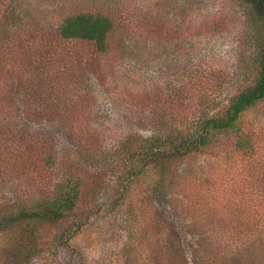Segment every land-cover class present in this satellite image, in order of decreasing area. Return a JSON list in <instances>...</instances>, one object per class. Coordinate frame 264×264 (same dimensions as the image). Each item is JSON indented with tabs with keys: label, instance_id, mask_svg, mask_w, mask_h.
I'll list each match as a JSON object with an SVG mask.
<instances>
[{
	"label": "rangeland",
	"instance_id": "1",
	"mask_svg": "<svg viewBox=\"0 0 264 264\" xmlns=\"http://www.w3.org/2000/svg\"><path fill=\"white\" fill-rule=\"evenodd\" d=\"M80 12L115 18L113 54L60 42V20ZM246 32L240 0H0V40L19 45L15 57L31 58L19 73L18 64L8 67L0 82V110L9 111L1 122L9 135L0 156V203L54 198L64 160L77 157V137L90 159L74 160L94 176L80 232L65 244L58 240L63 227L51 228L48 247L25 264H158V244L172 229L193 242L192 222L209 228L215 216L249 206L264 169L234 151L233 135L220 136L225 153L189 157L170 191L155 187L153 176L128 183L124 173L133 165L122 153L129 136H152L151 117L191 109L201 117L226 100L248 54ZM203 94L215 101L195 108ZM242 124L263 132V161L264 101ZM45 151L54 152L57 166L42 164Z\"/></svg>",
	"mask_w": 264,
	"mask_h": 264
},
{
	"label": "trees",
	"instance_id": "2",
	"mask_svg": "<svg viewBox=\"0 0 264 264\" xmlns=\"http://www.w3.org/2000/svg\"><path fill=\"white\" fill-rule=\"evenodd\" d=\"M240 2L250 45L233 93L201 117H196L197 109L185 114L172 112L159 118L151 117L147 126L153 131L152 136H129L130 148L122 150L125 162L133 165L124 173L128 183L142 175L153 176L155 187L170 191L181 182V166L189 157L225 153L228 144L221 142L220 136L229 134L235 137L234 151L254 168L260 164L264 169V160L259 159L263 132L242 124L243 116L264 101V0ZM116 26L110 14L80 12L64 16L57 35L61 43L87 44L96 55L109 56L114 52L111 39ZM18 49L19 45L0 40V82L8 78V67L14 70L13 66L18 64L16 72L19 73L30 64V56L23 60L14 56ZM24 53L27 55L28 49ZM4 98L2 91L0 108L5 103ZM214 101L203 94L196 99L195 108L206 107ZM8 113L0 110V156L7 154L4 144L9 132L1 122ZM73 143L77 157L89 160L85 142L77 137ZM76 158L64 160V175L57 184L54 198L0 203V264H25L41 254L48 247L51 228L55 226L63 227L58 240L65 244L80 232L88 219L90 208L85 210L83 205L86 190L93 189L94 176L79 160L75 161ZM41 162L47 168L58 165L52 151H45ZM255 182L247 208H239L234 215L215 216L209 228L200 221L189 224L193 242H183L172 229L158 244L157 263L264 264V175ZM125 183L122 184L126 186Z\"/></svg>",
	"mask_w": 264,
	"mask_h": 264
}]
</instances>
